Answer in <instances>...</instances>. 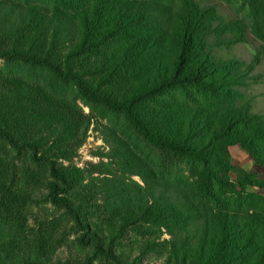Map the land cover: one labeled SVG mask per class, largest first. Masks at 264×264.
<instances>
[{"label": "trees", "instance_id": "obj_1", "mask_svg": "<svg viewBox=\"0 0 264 264\" xmlns=\"http://www.w3.org/2000/svg\"><path fill=\"white\" fill-rule=\"evenodd\" d=\"M61 1L0 0V59L44 66L84 99L122 110L152 144L196 163L213 202L203 210L180 185L153 181L91 204L81 168L60 160L76 154L89 120L73 100L0 70V140L41 164L48 199L73 221L77 241L104 264H146L149 224L169 234L162 264H264V177L235 168L237 191L228 149L243 146L264 168V111L248 93L262 80L263 45L249 60L233 52L264 40V0H232V15L207 0ZM129 229L148 234L132 242L136 252L122 240Z\"/></svg>", "mask_w": 264, "mask_h": 264}, {"label": "rangeland", "instance_id": "obj_2", "mask_svg": "<svg viewBox=\"0 0 264 264\" xmlns=\"http://www.w3.org/2000/svg\"><path fill=\"white\" fill-rule=\"evenodd\" d=\"M18 1L42 3L48 7L63 3L61 0ZM207 1L216 2L225 15H232L236 11L235 1ZM260 43L263 45L262 59L256 71L261 73L262 80L252 84L248 93L254 99L255 109L262 112L264 40L256 38L252 43H237L233 52L249 60ZM0 70L4 74L19 75L56 97L64 95L73 100L84 114L83 123L89 120L87 135L76 154L69 160H60L81 168L84 190L96 197L91 204L107 202L112 199L111 194L122 187L138 189L148 182L157 181L180 185L203 210L208 211L213 207V202L204 197L198 185L196 163L184 156L162 151L152 144L136 130L122 110L84 99L71 83L58 80L44 66L1 58ZM228 149L231 165L229 177L235 183L234 188L242 193V187L237 185L239 175L235 168L257 172L261 177H264V168L257 167L243 146L231 145ZM119 157L125 158L131 170L122 169ZM142 160L153 169L154 176L142 170L143 167L139 166ZM246 189L253 191L258 188L248 186ZM223 194L229 198L239 195L233 192ZM147 226L151 229L150 235L155 238V248L142 254V262L162 264L169 234L163 226ZM76 234L69 216L49 201L47 188L43 187L41 164L30 156L28 150H16L0 140V264H104L93 254L90 246L77 241ZM147 235L129 229L122 240L128 242L125 245L127 248L136 252L132 242L147 239Z\"/></svg>", "mask_w": 264, "mask_h": 264}]
</instances>
